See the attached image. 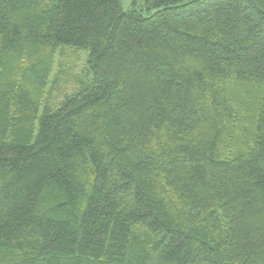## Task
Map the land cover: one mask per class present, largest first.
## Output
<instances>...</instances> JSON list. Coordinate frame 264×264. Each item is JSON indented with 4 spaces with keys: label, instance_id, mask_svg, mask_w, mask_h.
Listing matches in <instances>:
<instances>
[{
    "label": "trees",
    "instance_id": "trees-1",
    "mask_svg": "<svg viewBox=\"0 0 264 264\" xmlns=\"http://www.w3.org/2000/svg\"><path fill=\"white\" fill-rule=\"evenodd\" d=\"M0 264H264V0H0Z\"/></svg>",
    "mask_w": 264,
    "mask_h": 264
},
{
    "label": "rangeland",
    "instance_id": "rangeland-1",
    "mask_svg": "<svg viewBox=\"0 0 264 264\" xmlns=\"http://www.w3.org/2000/svg\"><path fill=\"white\" fill-rule=\"evenodd\" d=\"M130 4L131 0H125L126 8ZM88 57L87 50L65 47L59 51L45 97L53 106L59 105L66 96L80 91L79 81H83L85 85L93 81L94 76L88 69Z\"/></svg>",
    "mask_w": 264,
    "mask_h": 264
}]
</instances>
